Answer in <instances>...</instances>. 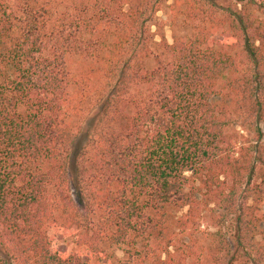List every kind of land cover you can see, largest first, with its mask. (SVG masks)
I'll return each mask as SVG.
<instances>
[{
	"label": "trees",
	"instance_id": "obj_1",
	"mask_svg": "<svg viewBox=\"0 0 264 264\" xmlns=\"http://www.w3.org/2000/svg\"><path fill=\"white\" fill-rule=\"evenodd\" d=\"M115 247L264 264V0H0V264Z\"/></svg>",
	"mask_w": 264,
	"mask_h": 264
},
{
	"label": "rangeland",
	"instance_id": "obj_2",
	"mask_svg": "<svg viewBox=\"0 0 264 264\" xmlns=\"http://www.w3.org/2000/svg\"><path fill=\"white\" fill-rule=\"evenodd\" d=\"M159 17L161 19H164L166 20V10L162 11L159 13ZM166 33H167V36L169 38L170 41L171 40V37H172V31L167 27L166 28ZM112 251L115 253L116 255V263L115 264H126L125 263V255H124V252H123V249L120 248V247H115L112 249Z\"/></svg>",
	"mask_w": 264,
	"mask_h": 264
}]
</instances>
